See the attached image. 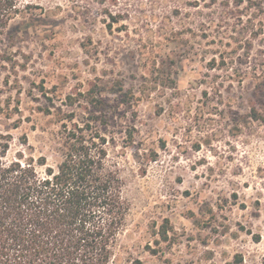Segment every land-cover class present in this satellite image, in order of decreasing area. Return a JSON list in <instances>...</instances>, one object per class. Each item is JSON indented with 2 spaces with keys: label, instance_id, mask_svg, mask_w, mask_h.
I'll use <instances>...</instances> for the list:
<instances>
[{
  "label": "rangeland",
  "instance_id": "374dc122",
  "mask_svg": "<svg viewBox=\"0 0 264 264\" xmlns=\"http://www.w3.org/2000/svg\"><path fill=\"white\" fill-rule=\"evenodd\" d=\"M25 2V25L0 36L7 159L53 165L67 115L96 119L129 204L114 264H264V111L246 119L264 90V0ZM94 85L135 101L101 90L94 112Z\"/></svg>",
  "mask_w": 264,
  "mask_h": 264
},
{
  "label": "trees",
  "instance_id": "16d2710c",
  "mask_svg": "<svg viewBox=\"0 0 264 264\" xmlns=\"http://www.w3.org/2000/svg\"><path fill=\"white\" fill-rule=\"evenodd\" d=\"M32 7L25 0H0V36L17 18L24 26ZM258 86L264 89V82ZM101 90L116 95L121 105L135 101L120 86L94 85L87 95L94 112L102 106L95 98ZM259 92L246 116L251 121L261 120L258 109L264 111V90ZM71 117L61 125L55 149L60 160L53 165L45 156L22 151L7 159L8 142L0 145V264H114L129 212L123 182L108 159L109 141L94 125L96 119L80 125L71 124ZM21 140L20 147L27 148L26 137ZM169 230L166 221L158 233L161 240H167ZM232 264H242L241 257Z\"/></svg>",
  "mask_w": 264,
  "mask_h": 264
}]
</instances>
